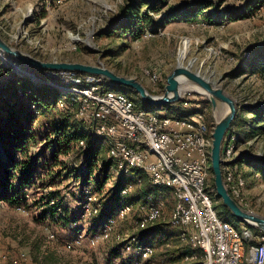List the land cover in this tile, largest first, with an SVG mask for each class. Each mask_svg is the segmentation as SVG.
<instances>
[{
  "label": "rangeland",
  "instance_id": "obj_1",
  "mask_svg": "<svg viewBox=\"0 0 264 264\" xmlns=\"http://www.w3.org/2000/svg\"><path fill=\"white\" fill-rule=\"evenodd\" d=\"M124 2L126 0H0V15L7 20H2L4 28L0 34L13 46L42 60L100 62L120 75L136 78L152 93L160 91L177 62L186 64L193 60V69L219 82L232 97L251 105L264 104V77L255 66L259 56H264V0H162L159 11L153 12V24H149L148 31L137 40L126 33L104 32L118 17ZM197 3H211L204 13L213 15L214 19L224 13L244 16L234 21L226 20L222 25L206 24L200 20L186 21L184 12ZM170 13H175V17L160 27L152 26L158 23L159 17L172 15ZM15 73L8 61L2 62L0 58V86ZM151 73L160 78L156 86L149 82L148 75ZM183 92L187 101H208L194 90ZM125 95L143 108L136 102L133 92ZM4 105L5 100L1 99L0 107ZM18 105L24 107L21 101ZM178 107L179 102L156 112L176 111ZM201 108L212 128L211 106L204 104ZM2 109L0 121L6 116V110ZM54 109L26 126L23 132L26 142L18 143L23 145L22 151L14 148L12 152V145L5 146L7 137L1 134L4 123H0V159L5 161L11 152L19 167L9 171H25L28 166L36 171L32 184L19 189L20 205L0 201V251L13 255L19 249H25L33 264H133L134 257L123 253L114 239L99 241L95 247L83 245L71 250L64 247L73 232L68 227L72 219L78 221V230H84L85 234H96L98 231L96 217L89 221L80 215V205L86 192L93 193L96 197L94 202L106 212L114 210L121 197L115 192L111 167L107 168L106 181L100 180L102 164L107 161L106 143L100 144V157L91 167L93 172L87 179L90 175L85 174L87 168L83 167V153L71 149L66 154L52 141L54 135L49 134L51 122L59 117ZM223 109V104L218 103L217 114L220 115ZM249 116L245 113L247 119ZM243 139L244 143L237 145L238 154L245 150V158L256 157L264 164V133ZM230 169L235 172L238 169L242 174L250 171L246 160L242 164H232ZM262 172L256 176L247 175L245 193L248 210L264 216ZM211 178L212 172L209 173V187L215 209L221 213L223 220L242 234L243 226H248L216 207L220 199L211 187ZM12 183H16L14 179ZM135 190L138 192V186ZM134 191L129 197L131 201L140 198ZM161 193L166 218L143 232L145 242L153 247V254L144 260V264H202L201 253H198L197 261L184 260L191 251L186 241L179 239V227H173L168 222L172 207L170 191L162 189ZM54 203H58L54 216L43 212ZM48 231L55 234L54 240L47 237ZM115 232L135 233L131 218L118 220Z\"/></svg>",
  "mask_w": 264,
  "mask_h": 264
},
{
  "label": "built area",
  "instance_id": "obj_2",
  "mask_svg": "<svg viewBox=\"0 0 264 264\" xmlns=\"http://www.w3.org/2000/svg\"><path fill=\"white\" fill-rule=\"evenodd\" d=\"M3 18L0 15V31L4 28L2 20L7 21ZM26 77L34 83L55 88L60 94L56 100L57 109L73 111L88 133L89 141L106 143L114 183L121 176L139 170L155 190L131 201L129 197L137 186H141V180L136 178L135 184L124 185L120 189V201L112 215L101 222L96 234L77 230L78 221L70 220L68 227L76 233L65 242L66 250L83 245L95 247L99 241L114 239L123 253L134 257L133 264H144V260L153 254V247L145 242L143 232L166 218L161 190L167 189L172 197L168 222L179 227V237L186 241L191 251L184 257L185 261H197L198 253H201L202 264H264V233L255 232L247 224L248 227L243 226L242 234L239 233L214 207L208 169L212 128L204 110L188 114L183 111L199 105L183 97L179 110L159 113L137 106L102 76L33 70L26 73ZM148 79L153 86L160 81L156 73L149 74ZM31 108L35 109L34 105ZM235 141L236 134L231 133L222 143L223 181L229 195L242 208L249 209L246 180L238 171L230 169L239 152ZM86 144V140L81 139L76 147L83 150ZM95 200L93 193H85L80 205L83 219L90 221L100 215L103 207ZM128 217L135 233H116V222ZM47 237L54 240L55 234L48 231ZM21 256L28 258L25 254Z\"/></svg>",
  "mask_w": 264,
  "mask_h": 264
},
{
  "label": "trees",
  "instance_id": "obj_3",
  "mask_svg": "<svg viewBox=\"0 0 264 264\" xmlns=\"http://www.w3.org/2000/svg\"><path fill=\"white\" fill-rule=\"evenodd\" d=\"M161 2L162 0H126V2H124L120 7L118 17L114 21H112V23L107 29H105L104 32L108 34L114 32L126 33L130 35L134 40L140 39L141 37H143L145 32L148 31L149 24H153V12L156 13L159 11V4ZM209 6H211V3L195 4L193 7H190L184 12L186 13L185 20L188 22L200 20L206 24L222 25L224 22H226V20L234 21L244 16L236 15L233 13H224L218 15L217 19H214L213 15L204 13V9ZM170 14L172 15L168 14L163 17H159L158 23L152 26L160 27L162 24L164 25L166 21L174 18L176 15L175 13ZM255 66L257 71L264 77V56H259L257 62L255 61ZM35 71L38 73H42V70ZM115 88L123 94H130V92H133L132 90L124 86H117ZM162 88L163 86L161 87L160 91H162ZM18 91H21V93H18ZM160 91L153 93L157 94L160 93ZM59 95V92L49 85L34 83L31 79L19 73L11 75L10 79H8L6 83L0 86V100H5V105L3 107H0V109L3 108L2 110H6L5 118L3 119V121H0V123H4V129H2L1 134L7 137L5 139V146L12 145V152L15 151V149L17 151H22L24 147L23 145L19 146L18 143L19 141H21L22 144H25L26 142V137L23 134L26 126L31 124L35 119H37V117L41 116L43 113H46L50 110L52 111V108L54 109L55 107L58 112L57 115L59 117L51 122L52 126L50 127L49 134L51 133L54 135V139L52 141L56 142L58 146H60L62 152L66 154L71 149H77L78 151L83 153V156L85 157V164L83 165V167L87 168L85 174H88L89 176L93 172L91 167L94 166L96 162H98V159L100 157L99 146L102 143L99 140H88V133H86L82 122L75 119L73 111L67 112L57 109L56 100ZM134 95L136 96V102L140 103L143 108L149 111H156L158 109H163L171 106L166 105L164 107H149L142 103L136 93H134ZM237 99L239 100L238 104L241 105V109H239V111L237 112L223 140L224 144L228 135H230L231 133L236 134V147H238L237 145H239L240 143H244L243 137H249L253 134L264 133V104L242 105V102H244V100L242 99V101L239 98ZM18 101L23 102L24 107H20V105H18ZM190 102L194 105H199V107H192L190 109H187L184 113L188 114L197 110L202 111L201 107H203L204 104L210 105L209 101ZM31 105H34L35 109H32ZM245 113L250 114V116L248 117L249 119L245 117ZM81 139L86 140L87 143L86 148H84L83 150L76 147L77 142ZM9 155L10 157H7L5 161H2L0 159V201H6L10 205H20V201H18V194L21 190L19 189L25 188L32 184L33 177L35 176L36 171H33L31 166H28L25 171H9L11 169H16L17 167H19V164L13 158V153L9 152ZM245 155L246 154L244 153V151H242V153H239L238 157L236 158V162L234 163L242 164L246 160L250 171H247L248 173L243 174V177L245 178L247 175H259L264 169V164L261 163V161L256 157L247 156L245 158ZM102 165L103 168L101 170L103 171H101L102 177L100 180L105 182L107 178V168L111 166V161L107 159V161L103 162ZM208 169L210 173L211 168L209 159ZM237 171L239 170L237 169ZM85 174L83 175V181H85ZM262 174L264 175V172H262ZM90 177L91 175L87 179H89ZM136 178L141 180V186L138 187V192L135 190L134 193L137 192V195H140V197L147 192L154 193L155 190L149 185L146 175L142 171L135 170L129 176H121L118 182L115 184V192L119 198L120 189L127 183L135 184ZM12 179H14L16 183H12ZM211 187L214 189L213 178H211ZM57 204L58 203H54L53 205L48 206L43 210V212L54 216L57 210ZM216 207L218 209H223L226 213L231 215L229 210L222 205L221 201ZM112 213L113 210L111 212H106V209H102L100 215L96 217V219L98 220V226H100L101 222L105 218L111 216ZM218 214L221 215V213ZM252 229L255 232H259L257 228L252 227Z\"/></svg>",
  "mask_w": 264,
  "mask_h": 264
},
{
  "label": "water",
  "instance_id": "obj_4",
  "mask_svg": "<svg viewBox=\"0 0 264 264\" xmlns=\"http://www.w3.org/2000/svg\"><path fill=\"white\" fill-rule=\"evenodd\" d=\"M0 51L13 62L24 66L28 72L33 70L73 71L104 77L115 87L124 86L132 90L140 98L142 103L149 107H164L180 102L183 99L182 85L190 83L201 91L194 90L204 95L211 106L212 131L209 148V161L213 178L215 195L220 199L231 215L239 222L257 228L264 233V216L242 208L228 193L222 176L221 149L226 132L238 112L237 100L228 94L219 82H215L197 70L192 68L193 60L186 64L179 63L171 69L165 79L161 94L149 91L139 80L118 74L102 63L90 64L77 61L42 60L31 53L11 45L0 35ZM14 69V68H13ZM15 70V69H14ZM16 72V71H15ZM26 76V74H21ZM218 103L223 104L224 109L220 115L216 112ZM236 162L234 159L233 163Z\"/></svg>",
  "mask_w": 264,
  "mask_h": 264
},
{
  "label": "crops",
  "instance_id": "obj_5",
  "mask_svg": "<svg viewBox=\"0 0 264 264\" xmlns=\"http://www.w3.org/2000/svg\"><path fill=\"white\" fill-rule=\"evenodd\" d=\"M162 86H164V84L162 85ZM161 86V87H162ZM161 90V89H160ZM154 92V91H153ZM156 92V91H155ZM159 92V91H158ZM160 93H161V91H160ZM235 98V97H234ZM236 100H237V104H238V99L237 98H235ZM245 104H247L245 101L244 102H242V105H245ZM239 109H241V105L240 104H238V111H239ZM74 117H75V115H74ZM75 119L77 120V121H79L76 117H75ZM243 151H245V150H243ZM238 173L240 174V175H242L243 176V174L240 172V171H238ZM247 179V176L245 177V180ZM246 185H247V181H246ZM78 230V229H77ZM76 232H72V235H71V237L75 234ZM22 254H25V255H27L28 256V258H26V259H22ZM30 259V260H29ZM32 264L31 263V258L29 257V254L26 252V250L25 249H19L18 251H17V253L15 254H11V253H9V252H7V251H0V264Z\"/></svg>",
  "mask_w": 264,
  "mask_h": 264
},
{
  "label": "bare ground",
  "instance_id": "obj_6",
  "mask_svg": "<svg viewBox=\"0 0 264 264\" xmlns=\"http://www.w3.org/2000/svg\"><path fill=\"white\" fill-rule=\"evenodd\" d=\"M0 57L2 58V62H3V60L4 61H8V63H9V65L12 67V68H14L15 69V71L18 73L19 72V74L20 73H23V71H25L26 72V70H27V74H28V69L26 68V67H24V66H21V65H19V64H17V63H15V62H13L11 59H9L5 54H3L1 51H0ZM18 68V69H17ZM26 73H23V74H26ZM182 90L183 91H189V90H197V91H201V89L200 88H198L197 86H191L189 83H184L183 85H182Z\"/></svg>",
  "mask_w": 264,
  "mask_h": 264
}]
</instances>
